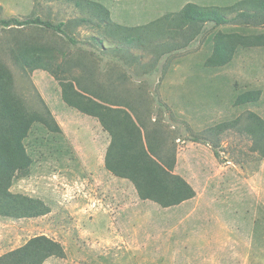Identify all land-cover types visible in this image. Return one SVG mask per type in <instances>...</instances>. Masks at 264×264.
Wrapping results in <instances>:
<instances>
[{"label":"rangeland","instance_id":"rangeland-1","mask_svg":"<svg viewBox=\"0 0 264 264\" xmlns=\"http://www.w3.org/2000/svg\"><path fill=\"white\" fill-rule=\"evenodd\" d=\"M244 1L0 0V19L62 23L73 40L40 26L0 25V63L13 76L15 93L32 112L46 115L48 108L63 131L37 130L26 141L32 164L11 192L41 200L49 213L0 216V257L46 236L64 255L44 264H160L153 252L169 240L160 226L192 211L186 223L205 225L204 239L230 243L222 261H254L257 252L264 257V158L243 130L247 113L264 119V48L240 49L229 65L209 68L213 35L232 27L209 26L192 37L173 21L188 4L229 12ZM22 45L56 51L65 78L79 79L105 99L129 101L136 121L160 133L176 154L174 173L196 192L177 206L178 215L142 200L129 180L106 170L93 136L102 148L111 138L99 120L65 104L49 72L23 68L15 60ZM248 90L261 92L259 102L236 106ZM238 118L241 129L210 136L211 128ZM194 235L181 233L183 240Z\"/></svg>","mask_w":264,"mask_h":264},{"label":"trees","instance_id":"trees-1","mask_svg":"<svg viewBox=\"0 0 264 264\" xmlns=\"http://www.w3.org/2000/svg\"><path fill=\"white\" fill-rule=\"evenodd\" d=\"M236 7L225 12L188 4L173 18L178 27L184 32L190 31L192 37L202 35L209 26L232 27L228 32L218 31L213 35L212 54L205 62L209 68L229 65L240 49L264 48V0H247ZM0 25L3 28L40 26L73 41L65 33L62 23L56 25L37 17L0 19ZM17 52L15 60L23 68L31 72L44 70L59 81L65 104L99 120L111 138L105 155V168L115 177L129 180L142 200L171 208L196 196L194 188L174 173L175 152L167 149L157 130H148L138 123V116L132 114L136 110L129 101L105 99L96 93L97 89L83 87L79 79L70 81L65 78L63 65L57 64V53L51 48L22 45ZM260 98V91L248 90L238 96L235 105L257 104ZM244 120L243 130L252 141V151L264 158V119L249 112ZM238 128H242L240 118L213 127L209 133L217 136ZM37 130L51 134L63 132L48 108L43 115L26 107L14 91L13 76L0 63L1 217L37 218L49 213L41 200L11 192L13 182L29 172L32 159L27 152L26 141ZM215 154L218 157L217 151ZM63 255L60 243L46 236H36L23 247L0 257V264H44L52 257Z\"/></svg>","mask_w":264,"mask_h":264},{"label":"crops","instance_id":"crops-1","mask_svg":"<svg viewBox=\"0 0 264 264\" xmlns=\"http://www.w3.org/2000/svg\"><path fill=\"white\" fill-rule=\"evenodd\" d=\"M93 144L96 147V152L100 154V158L102 159L101 161L105 166V155L110 141L107 142L106 145H103L102 148L99 147L100 143L98 136H93ZM165 212H169V215H175L177 212H181V210L175 206V208H166ZM194 214V211H192L186 215V218H180L179 222L175 224L160 226L163 228V231H167L169 233V240L166 242L165 246L158 248L157 253L153 252L154 255L157 254L160 258L157 262L160 264H232L230 256L228 257V261L225 262L219 259L221 258L219 254H223L221 256L225 258L224 253H226V249L228 250L230 247V243L224 242L220 245L215 241L206 240L203 238V235H201L202 230H205L206 228L205 225H191L190 223H186L187 216H193ZM188 231L195 232L193 239L183 240L181 233ZM160 238L162 240L164 237L161 236ZM173 238H175V240H173ZM217 249L218 251H216ZM263 259V255L258 254L257 252L254 261H251L250 258L243 257L240 260V264H263Z\"/></svg>","mask_w":264,"mask_h":264}]
</instances>
